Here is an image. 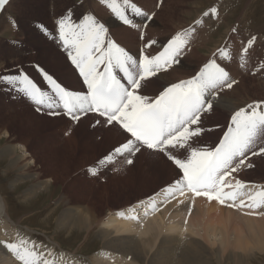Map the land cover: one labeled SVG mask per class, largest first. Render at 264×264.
<instances>
[{
    "label": "bare ground",
    "instance_id": "6f19581e",
    "mask_svg": "<svg viewBox=\"0 0 264 264\" xmlns=\"http://www.w3.org/2000/svg\"><path fill=\"white\" fill-rule=\"evenodd\" d=\"M136 1H138L140 5H143L142 7L147 10L146 12L147 16L144 15V18H142L140 15L135 14V19L134 20L131 19L132 20V24L130 25L131 29L127 28L126 26H125L126 28L122 27L121 25L118 24L119 22L117 23L111 18L107 19L108 14H106V12L104 11L103 9L104 6L101 5L103 6L101 7L99 5V2L96 4H92L93 1L89 0L87 4L88 5L92 4L90 7L91 8L90 11H95L97 15L100 16V18L101 17L103 19L105 18L107 23L109 24V27L111 28L110 30L113 32V35L109 31L110 34L107 36V40L111 39L115 43L121 45V47H123L125 51H127L129 55L133 57V59H137V57L141 58L142 55H150V56L158 55L157 54L159 48L158 44L160 43V41L166 40L165 44H168L173 39L174 36L173 34H175L174 32L180 28H182L180 32V37L184 41V43L182 44L181 55L184 54L183 58L184 57L189 58L188 59L189 63L178 64L179 58L181 57L180 56L177 62L175 63L173 62L170 65H164L161 69V72L158 73L157 76L151 78L155 84L153 82L151 84H148L145 81H141V88L137 90V94L143 96L148 95L147 97L155 98L160 91L164 90L167 86H170L172 83H178L180 81H184L188 77L198 75L200 70H202L204 66L203 64H207V62H209V64L214 63L213 66H211L213 75H216L214 78H217L221 74H223L225 72L224 70H226V73L228 74L227 78L224 79L222 84L221 82L217 83L216 87L213 90H211L210 93L206 94V96L211 100L212 106L214 105L213 107H216L215 109L213 108V111L210 114L211 118H214L213 116L219 115L220 114L219 111L225 113L227 112V114L233 115L235 111L239 110V108L241 107L240 103L244 102V98H246L244 97L245 95L249 96V94H251L254 97L251 100L264 99V83L261 84L259 82H255V83L254 81L252 82V80L255 78L250 77L244 68H240V66L237 67L239 61H241L242 59L240 58V54L238 52L239 50H236L235 48H225L219 54L216 53L210 57L203 56L202 50L203 49L205 50L206 46L210 44L209 43L210 38H212L210 35V31H211L210 28L212 27H210V25L207 23L208 29H206V31L203 33L204 27L200 26L201 23L199 25H195L196 22H194L193 29H190L193 24L189 26V28H186V25L189 24L178 20L179 19L178 17L174 18L173 17L174 12L178 11V9L173 8L174 3L176 4L182 3L184 5L185 3L184 0H167L169 4L172 3L171 7L168 8L169 10L167 11L165 10L163 11V5L165 7V3L158 10V0H136ZM168 3H166V6ZM16 4H17L16 1L11 0V7L13 10H15ZM213 6H217V4H213ZM172 8L173 10H171ZM95 12L93 14H96ZM17 13L20 14L21 12H17ZM152 13L154 14L153 17L154 21L152 19L151 24H148L147 26L146 24L148 23L147 22L148 17L150 16L149 14ZM220 17H221V12H219L218 14L209 13L208 15V19L210 20L211 19L217 20ZM157 19L160 21V23H154ZM143 21L147 22L144 27H143ZM140 23L142 24V26H140ZM166 25L168 26L169 29L164 28V26ZM2 28H3V24L0 23V31L2 30ZM142 30H144L143 33ZM165 35L167 37H165ZM247 35L249 36L247 32L243 31V33L239 35L238 39H242L243 41H246ZM30 37H33L32 33H30ZM168 37H170V39L167 40ZM233 37L235 39V35H233ZM238 39H236L235 42L238 43ZM154 40H157L158 42L152 44L151 42ZM29 41L30 44H28V47H30L32 44L38 48L37 55H39V57L43 60L46 66L48 63H51L52 64L50 66L51 68L54 69L57 68L56 72L58 76L56 77L61 81V83H64L67 87L73 90H79L81 86L80 83L78 82L74 69L71 66V64L67 62L63 53L62 52H61L62 54L60 53L59 48L48 43L43 37L41 38V41H37L35 43L34 40L31 38L29 39ZM258 42H259L258 46L256 45L255 46L261 48L260 46L262 45V41L258 40ZM146 45H150L148 51L147 52L141 51L142 54L137 55V53H139V51L142 50V48L144 49ZM153 45L154 47H152ZM237 49H239V47ZM152 50H155L154 53L152 52ZM130 51L132 52L130 53ZM150 52H152L153 54L151 55ZM214 55L216 58H214ZM35 57H36L35 55H30V57H28L26 62L28 63L31 62L32 60H34ZM235 61L237 62L235 63ZM133 71L134 74L139 72L136 66H133ZM223 85H228V87L230 86H234V87H232V91H229L230 92L229 94L224 93L222 95V93L217 90L219 89L220 86ZM11 95H9V97ZM11 98L13 99V97ZM3 101L1 102L4 103ZM17 105L20 107L18 109L21 110V112H23L21 119H24L23 117L25 116L29 120L30 119L32 120V118L34 117L35 120L34 119L33 120L36 121L38 118L41 119V117H45L42 116L41 113L37 114L36 112H34L33 109H31L32 107H30L26 103L18 101ZM9 106L6 105L4 107L6 108L5 110L7 111L13 110V109H9L8 108ZM15 107L17 109L16 104ZM15 107L13 106V108ZM3 109H0V114L2 116V119L0 120V133L1 132L4 133V137H6L7 143L5 142L3 149L0 152V156L6 155L7 157H9L10 159L9 161L11 162L12 165L11 167L16 168L18 172V178L16 182L20 180H24L26 178H33L34 175L36 174L35 176H37L36 177L37 179H35L34 184L32 186L33 190L31 191L33 192V195L38 190L40 191L46 189L47 192H50L52 190V186L55 185V183L59 182V180H62V177H60L59 175H55L53 177L50 176L48 177L47 180L43 181L42 180L43 178H38L40 175V171L37 170V168L33 170L34 172H32L29 169V166L33 167L34 165H36L35 163L37 162V159H34V156L30 157V155L27 154V150H25V148L23 149V152H25L27 155L26 156L21 155L18 152V149L15 147V145L12 144L13 136L11 133H8L10 132L9 131L10 128L8 130L4 129L9 126L8 123L9 120H8V113H6L7 111H2ZM8 112L10 114V111ZM17 115L20 116L19 113ZM18 118L17 121H19ZM203 120L204 118L202 119V121ZM225 120L226 117L223 119V122ZM54 121L58 122V124L64 128L65 126L80 122H84V123L89 122L92 126H95V132H94L95 135L89 136L93 140L91 142L94 143L91 145H87L89 140H87L88 142H85L83 140L88 148L81 150L79 157L80 168H78V170L79 169L82 170L83 167L86 168V166H88L86 170L87 174L92 172V170L94 169V168H90V166L96 163L97 155L101 151L108 152L106 147L107 145L113 148L114 145H116L118 142L124 139V134L119 130L118 126L114 125L111 127H107L103 123V118L97 115L95 116L88 114L85 117L81 118L80 121L78 122L71 121L69 119H66L65 117L63 118L62 116L60 118L56 117ZM97 121H99V123H97ZM26 122L29 121L27 120ZM98 136L100 138H98ZM25 142L27 143L28 141ZM25 142L24 144L17 142V145H22L23 147H25L26 145ZM81 145H83V142ZM93 148H95L94 151L90 153H86L87 151L93 150ZM155 153L157 152H153L145 148L140 153H134L132 156H128V154L115 156L113 158L114 161L112 160V162L109 163L99 164L96 170L93 172L98 175L92 173L89 174V176L87 175V177H84L83 179L85 181L84 182L85 185H87L84 186L83 184V186L86 187L82 197L83 208L79 207L81 204L77 205V203H73L74 204L73 206L71 205L66 206L64 213L61 216H59L58 222L61 227L70 224V226L72 227L66 228L69 229V231H72L73 229L83 233L85 231L86 233L89 234L91 233L97 234V237L101 239L102 254L100 255L99 253H95L97 254V257L96 255L91 257L89 259L91 263L110 264L108 263L110 261L104 259L108 257V255H113V256H117V260L116 262H114V264H251L250 258H252V256H255V254L258 252L264 253V185L259 184L258 186H253L252 184L246 183L245 180L243 181L242 177L247 178L246 176L247 171L244 172L243 170H239V167H236V165L234 164H233L234 170L232 171L231 175L226 179L224 184L220 187V189L222 187H225L226 190L220 195L216 194L217 198L215 197V199L211 201L205 198L193 197L188 192H186L185 191L186 188L184 187V184L183 187L181 185L182 182L180 180L179 172L177 174L174 173L171 174V172H168L166 174V177L162 180V182H158L153 186V187H157L156 188L157 190L155 192H158L159 190L162 189L163 186L168 184L166 187L167 189L157 194H154L155 192H153L154 195L148 197L147 200L141 203L142 205L141 207L132 206L129 209H127L126 207L131 205V203L133 202V200L131 201L132 196H125L120 200H118V198L120 196L119 194L121 193L126 194L127 192H130L131 188L122 187L120 184L118 185V183L115 182L118 177L117 175H115L116 173L112 176V178L115 177L116 179L115 178L113 180L112 179L109 180L110 178L107 179L109 180L108 184L106 182V184H102L100 186L99 184L100 181L97 182L96 176H100V178L102 177L105 178L106 176L109 177V175L106 174V172H109V170L107 169L108 166L117 168L119 170L117 174H120L122 171L128 174V172L131 169L133 170L135 169L134 173L135 174L137 173L136 174L137 176L134 177L131 174L129 176H126L127 183L129 181L131 183V180H134L135 178L134 182L136 184V188L140 189L141 191L146 190L145 191L146 193L149 190V189H144L147 185V181L146 182H141V181L143 180L144 177L147 179L148 177H150L149 166L146 165L148 163H151L152 161L149 162L146 161L149 160L150 157L152 156L154 157ZM161 156L159 155V157ZM131 158H133V164L132 163L128 164L127 161L128 159ZM24 159L26 160L23 162ZM256 159L258 160V158ZM250 160H251L250 158L247 159V161ZM154 161H158V160L156 159ZM262 161H264V159ZM253 163H255V161ZM56 165L59 164L57 163ZM140 166L141 167L146 166L145 168L147 170L142 169ZM260 166L264 169V165H260ZM58 168L59 167H56V170H58ZM249 174L250 173H248V175ZM141 175L143 176L140 181V179L138 178ZM182 178H184V176ZM50 179H52L53 183L50 184V186H48L47 182ZM177 179L179 180L177 181ZM240 179L242 180V182L240 181ZM248 179L250 180L251 178L248 177L247 180ZM114 182H115V187L113 186L114 189H110L109 187H111ZM237 183L238 185H236ZM109 184L111 186H108ZM96 185L98 192L96 193L95 197H93V199H90L89 195L90 193L93 194L94 192L93 189H95L90 187L92 186L94 187ZM121 187L123 190H120ZM69 195L70 194L66 192L62 197L63 201H66ZM233 197H235L236 200L233 201L232 199ZM163 198H164L163 202H166L167 205V209L164 211L172 209L169 210L170 214L168 213L167 221H165L164 224H163V220L161 219V215L155 216V214L153 215L155 216L153 217V219L150 218L147 221L144 220L143 218L140 219V221L137 218V220L135 221L133 217L132 218L135 222L132 221L131 216H140V215L143 216L149 213L148 217H151L152 213L155 212L158 213V211L162 208L161 207L162 204L161 203L158 204V201L160 199L162 200ZM74 199L77 200L78 198L75 197ZM111 199H113L114 202H112V205H109V201ZM230 199H232V202H230ZM99 202H102V204H99ZM233 202H238L236 207L232 206V204H235ZM243 202L245 203L243 204ZM151 203L153 206L156 205L155 208L156 211L151 210L153 209L152 205L150 207ZM227 204L231 206L225 208ZM101 205H105V206L101 208ZM136 209L138 210L137 214L134 213ZM0 210H1L0 229L3 226L5 227V225H3L4 222L8 226L9 224H11L12 227H16L17 236L14 239L18 241L16 243L7 244L4 242L5 239L3 240L5 236L1 238L2 236L0 235V251L16 257L18 259V261L16 262L17 264H74V263L79 264L80 263L79 261H76L73 257L69 256L68 254L70 253L68 254L62 253V245L56 241L55 243H57L59 248L55 249L57 248L55 246V248L52 250H48V247L47 248L45 247L44 250H41V248L40 250H34L32 249L31 243L28 245L26 243H25L26 245H21L22 241L19 242V237L20 235H22L21 223L20 221L19 222L13 221V219L11 218L10 209H8L7 201L5 200V198L3 197V193L1 192H0ZM187 211H190V213H192V215L188 218L189 219L188 221H191L193 226L195 225L201 226V229L203 230V234H209L211 236L213 234L217 236V234L220 233L219 236L216 237L217 241L220 242L218 245L212 243L211 245L206 243L209 239L207 241L204 240L206 238H209V236L207 237L203 235V238H205L203 240V238L202 239L199 238L201 236L200 234L199 237L197 236L195 237L194 235H192L193 233H191L193 230L191 231L185 228L186 226L182 223L184 222V219L187 216L186 215ZM160 213H162L161 210L159 214ZM171 216L174 221L169 220ZM4 217H6L8 221L5 220ZM2 220L3 222H1ZM137 221L139 222L137 223ZM110 227L113 228L111 229ZM198 232L201 233L200 230ZM24 234L26 235L27 233L24 232ZM50 244L54 245V241H51ZM60 253L63 255H61ZM64 255H68V256H64ZM84 260H83L84 261L83 264H90L86 262V259Z\"/></svg>",
    "mask_w": 264,
    "mask_h": 264
},
{
    "label": "rangeland",
    "instance_id": "374dc122",
    "mask_svg": "<svg viewBox=\"0 0 264 264\" xmlns=\"http://www.w3.org/2000/svg\"><path fill=\"white\" fill-rule=\"evenodd\" d=\"M14 1H16L17 3L15 10L12 9L11 0H10V3L5 7V9L0 11V14H1L0 23L3 24V28L0 31V75H6V74L18 75L19 73L17 72V68H19L20 71L27 73L30 76V78H32L35 82H37L38 85L41 83H46V86L40 85V88L42 91L44 90L48 92L49 85L47 84L46 81H44L41 78L40 72L34 66H39L40 68L44 69L46 72L49 71L48 73L53 75V77L57 79L58 82L61 83V81L56 77L58 76L56 72L57 68L55 69L51 68L50 67L52 65L51 63H48L46 66L43 60L39 57V55H37L38 48L32 44L30 46L31 48L28 47V44H30L29 39L30 38L33 39L35 43L37 41H41V38L43 37L48 43L59 48L60 53L61 52L63 53L68 63H70V61L68 60L66 53L62 51V47L59 44V42L55 39H50L48 36H45L44 33L41 32L40 29L38 28V25L43 24L46 27H48L50 30L52 29L54 31L55 29L54 25L58 22V20L62 17L69 15V13H71L73 19H77L81 17L83 18L84 15H92L94 17L97 16L96 19L98 20L100 19L102 23H105V26L108 30V35L110 33H112L113 35V32L110 30L111 28L109 27V24L107 23L106 19L105 18L103 19L102 17L100 18V16L97 15L95 11H90L91 5L99 2V5L100 6L103 5L104 11L106 12V14H108L107 19L111 18L117 23L119 22L118 24L121 25L122 27L124 28L127 27L131 29L130 25L123 24V22L120 21L118 17H115L114 13H112L110 7L108 6L111 0L110 2L109 0H106V1L92 0L94 3L92 2V4L90 5L87 4L89 0H14ZM184 1H185L184 5L182 3L181 4L174 3L173 8L178 9V11L174 12V16H173L174 18L178 17L179 18L178 20L189 24V25H186V28H189V26L193 24L190 29H193L194 22H196L195 25H199L201 23L200 26L204 27L203 33L206 31V29H208L207 23L210 25V27H212L210 28L211 30L210 35L212 38H210V41H209L210 44L206 46L205 50L204 49L202 50L203 56L210 57L213 54H216V53L219 54L225 48H235L236 50H239L238 52L240 54V58H242L241 61H239V64L237 67L240 66V68H244L250 77L255 78L252 80V82L254 81V83L259 82L263 84L264 83V44H263L264 42V15H263L264 14V1L263 0H228V1L227 0H184ZM117 2L122 4L123 0H117ZM131 3H135L137 7L140 9L141 13H145L144 15L147 16V13H146L147 10L142 7L143 5H140L139 2L136 0H131ZM164 3H165L166 8L163 5ZM166 3H168L167 0H158V10L160 9L162 5H163V11L169 10L168 8L171 7L172 3L170 4L168 3L167 6H166ZM213 4H217V6H213ZM173 8L171 10H173ZM17 12H21L22 15L21 13L19 14ZM94 12L96 14H93ZM219 12H221V17L219 19L217 20L208 19L209 13L218 14ZM126 14L129 16L130 20L135 19V13H133L130 9H126ZM144 15H140V16L144 18ZM149 15L150 16L148 17V21H147L148 23L146 21H143V27L145 26L146 23H147L146 24L147 26L148 24H151V20L153 19L154 14L152 13ZM199 19L201 22L199 21ZM154 23H160V21L157 19ZM22 26L24 27V29ZM140 26H142L141 23H140ZM164 28L169 29L167 25L164 26ZM181 29L182 28L177 29L178 32L177 31L174 32L175 34H173L174 35L173 39L177 35L180 36ZM143 31L144 30H142V33ZM243 31L247 32L250 36L249 37L247 35L246 41H243L242 39H238L239 35L243 33ZM30 33H32L33 37H30ZM233 35H235V39ZM165 37L167 36L165 35ZM168 39H170V37H168L167 40ZM236 39H238V43L235 42ZM217 40H220V41H217ZM258 40L262 41V45L260 46L261 48L256 47L258 46V43H259ZM111 41L114 42L113 40ZM154 41L158 42L157 40H154ZM165 43H166V40L160 41V43L158 44L159 48H158L157 54H159V50L164 45H166ZM119 46L121 47V45ZM262 46H263V49H262ZM152 47H154V45ZM238 47L239 49H237ZM142 50H140L139 53H141ZM154 51L155 50H152L153 53ZM131 52L132 51H130V53ZM152 52H150L151 55L153 54ZM30 55H35L36 57L34 58V60L28 63L26 61L28 57H30ZM183 56L184 54L181 55V57L179 58L178 64L189 63L188 61L189 58H185V57L183 58ZM137 58H140V57H137ZM214 58H216L215 55H214ZM236 62L237 61H235V63ZM207 63L209 64V62ZM213 64L214 63L210 64V66H212ZM46 67H48L49 69ZM76 76H77L78 82L80 83L81 87L79 88V90H73L68 87L70 91H75L78 93L87 92V86L83 83L82 79H80L79 75L76 74ZM227 76L228 74L224 72L222 76L220 77L227 78ZM192 77L194 76L188 77L185 80L190 79ZM224 79L221 81V84L223 83ZM232 87L234 86L228 87V85H223V86H220L217 91H220L222 95L224 93L229 94L230 93L229 91H232ZM8 94L9 95L12 94V95L9 97ZM11 97H13V99ZM244 97L246 98H244V102L240 103L241 107L239 109L246 108L248 105L254 104L258 101H264V99L251 100L252 98H254L251 94H249V96L245 95ZM53 98L55 99V96H53ZM0 100L1 101L4 100L3 101L4 103L0 101V109H3L6 105L7 106L10 105L8 108L16 111L15 112L13 110H8L10 111V114H9V112L5 110L6 108L2 110V111H7L6 113H8L9 126L4 129L8 130L10 128L9 129L10 132L8 133H11L13 136L12 144L15 145V147L18 149V152L21 155L26 156L28 154L30 155V157L34 156V159H37V162L36 163L34 162L37 166L34 165L33 167H31L28 165L29 169L32 172H34L33 170L37 168V170L40 171V175L38 178H43L42 179L43 181L47 180L48 177L50 176L53 177L55 175H59L60 177H62V180H59V182L55 183V185L52 186V190L50 192H47L46 189L40 190V191L38 190L33 195V192L31 191L33 190L32 186L34 184V181L35 179H37L36 178L37 176H35L36 174L34 175L33 178H26L24 180H20L16 182L18 178V172L16 168L11 167L12 165H11V162L9 161L10 160L9 157H7L6 155L0 156V192L3 193V197L7 201L8 209H10V214H11V218L13 219V221H16V222L20 221L21 223L22 235H20L19 237V242L22 241L21 245H26V244L28 245L31 243L32 249L34 250H40V248L41 250H44L45 247L46 248L48 247V250H52L55 248V246L57 247L55 249L59 248L57 243H55L56 241L62 245V253H67V254L70 253L68 255L73 257L76 261H79L80 262L79 264H83V262L85 261L84 259H86V262L90 264H95V263H91L89 259L95 255L97 257V254L95 253H99L100 255L102 254L101 253L102 241L101 239L97 237V234H93V233L89 234V233H86L85 231L83 233L75 229H73L72 231H69V229H66V228L72 227L70 226V224H67L64 227H61L58 222L59 216H61L64 213L66 206L68 205L73 206L74 205L73 203H77V205L81 204L79 207H82V197H83V194L86 188L84 186H87L85 185L84 183L85 181L83 179L84 177H87V175L89 176V174H92L93 170L89 174H87L86 172L88 166H86V168L83 167L82 170L80 169L78 170V168H80L79 157H80L81 150L88 148L87 145H91L94 143V142H91L93 140L89 136L95 135L94 134L95 126H92L89 122L87 123L80 122V123H74V124L65 126V128L61 127L58 124V122L54 121L56 117L60 118L61 116L59 117V116L48 115L47 112H50L51 111L50 109L43 108V106H36L34 102L31 101L30 98H28L23 93L16 91L10 85L6 84V82L3 81L2 79H0ZM18 101L28 104L30 107H32L31 109H33V111L36 112L37 114H40L41 112H37L36 108L37 107L42 108L43 113H41V115L45 117H41V119L38 118L36 121H34L35 120L34 117L32 118V120L31 119L29 120L25 116L23 117L24 119H21L23 112H21V110L18 109L20 108L17 105ZM14 103L16 104L17 109ZM13 106L15 108H13ZM213 106L211 109H206L204 112L201 113V117H200V121L198 125L196 126L193 125L191 127L192 129H194L195 127H200V128H197L193 132H188L186 134V136L192 137L196 133L201 131V134L198 137H194L191 139L189 147L186 152L179 150V149H177L173 153L169 151L167 154L164 152H161V153L157 152L155 153L154 157L153 156L150 157V159L152 160L149 159L146 161V162H149V161L153 162V163L152 162L148 163L146 165V166H149L150 177H148V179L144 177L142 181H141V178L143 175H141L139 178L137 177L138 179H140L141 182L147 181V185L144 189H149V190L146 193H145L146 190L141 191L140 189L136 188V184L134 182L135 178L134 180H131V183L130 181L127 183L126 176H129L130 174L133 175L134 177L137 176L136 175L137 173L136 174L134 173L135 169L134 170L131 169L128 172V174L125 173L124 171H122L120 174H117L119 172L117 168L108 166L107 169L109 170V172H106V174L109 175V177L106 176L105 178L103 177L100 178V176H96L97 182L100 181L99 183L100 186L102 184H106V182L108 184L109 180L111 179L113 180L115 178V177L112 178V176L116 173L115 175H117L118 177L115 182L118 183V185L120 184L122 187L131 188L130 192H127L126 194L124 193L119 194L120 196L118 200L124 198L125 196H132L131 201L133 200V202L131 203V205H129L126 208L129 209L132 206L141 207L142 206L141 203L147 200L148 197L153 196L154 194H157L167 189L166 187L168 184L163 186L162 189L159 190L158 192H155L157 190L156 189L157 187H153V186L158 182H162V180L166 177V174L168 172H171V174L172 173L177 174L179 172V176L180 178H182L181 172L180 170L177 169L175 164H179L180 167L181 165H185V164L179 160H177L174 164L172 160L169 159V157L173 156V154L174 155L179 154L180 158H186L188 155H190L192 147H196L198 149L207 148L211 150V149H214L215 146L221 141L224 132L227 130L229 126H231L230 117L232 114H227V112L225 113V112L219 111L220 112L219 115L213 116L214 118H211L210 114L212 113L213 108L214 109L216 108ZM53 111H57V110H53ZM17 112L19 113L20 116L17 115L18 114ZM57 112H60V111H57ZM62 117L64 118L65 116H62ZM225 117H226V120L223 122V119ZM17 118L19 121H17ZM203 118L204 120L202 121ZM1 119H2V116L0 114V120ZM26 119L29 122H26L27 121ZM98 138L100 137L98 136ZM6 140L7 139L6 137H4V133L1 132L0 133V152L3 149L5 142L7 143ZM83 140L85 142H88L87 140H89L87 145L84 143ZM25 141H28V142L26 143ZM17 142L22 143V144H24L25 142L26 145L25 147H23L22 145H17ZM82 142H83V145L85 144L84 146L81 145ZM261 142H264V140H262ZM106 147H107L108 152L101 151L97 155V160H96L97 164L95 163L94 165H91L90 168H94L96 170L99 164L105 163L103 162V158L106 155H108L110 153V150L112 149L111 146L107 145ZM24 148L25 150H27V154L23 152ZM94 149L95 148H93V150L87 151L86 153H90L94 151ZM254 151L257 152V155L254 156L251 153H248L247 158H245L246 160L242 159V161H237L236 165L239 166V170H243L244 172L247 171V175H246L247 178L249 177L252 179V180L251 179L247 180L246 177L245 178L242 177L243 181L245 180L246 183L252 184L253 186H258L259 184L264 185V176H263L264 169L260 166V165H264V161H262L264 159V154H259V147L254 149ZM159 155L160 156L162 155V156L159 157ZM198 155H200L201 158H203L202 154H198L195 151L192 152V158H196ZM155 158L158 161H154L156 160ZM248 158L251 159L250 160L251 162L247 161ZM252 158L255 160H253ZM256 158H258V160L260 161H258ZM131 159L133 160V158ZM25 160L26 159H24L23 162ZM254 161L255 163H253ZM57 163L59 165H56ZM146 166H142V167L140 166V167L142 169L147 170L145 168ZM56 167H59L60 169L58 168V170H56ZM132 171L134 174L132 173ZM231 173L232 171H230V175ZM248 173L250 174L248 175ZM95 175H98V174H95ZM108 178L110 179L107 180ZM242 180L240 179L241 182ZM115 182L113 183L112 186L110 184L108 185V186H111L109 187L110 189H114ZM47 183H48L47 185L50 186V184L53 183L52 179L48 180ZM181 185L183 187V184ZM236 185H238V183ZM122 187L120 188V190H123ZM90 188H95L93 189L94 190L93 194L90 193L89 195L90 199H93V197H95L96 193L98 192L97 185L94 187L92 186ZM66 192H68L70 195L67 197L66 201H63L62 197ZM153 192L155 193L153 194ZM75 197H77L78 199L75 200L74 199ZM232 199L233 201L236 200L235 197H233ZM232 199H230V202H232ZM160 200L158 201V204L160 203L162 204L161 206L162 208L160 209L162 213L159 214L160 212L159 210L158 213L157 212L152 213L151 214L152 216L150 215L151 217H148L149 213H147V215L131 216V218L133 217L135 221L137 220V218L139 221L142 218L147 221L150 218L153 219V217L157 215L158 216L161 215V219L163 220V224H164L165 221H167L168 213L170 212L169 210H172V209L164 211L167 209L166 202H163L164 198L161 201ZM112 202H114L113 199L109 201V205H112ZM233 203L236 204V205L232 204V206H235V207L238 204V202H233ZM244 203L245 202H243V204ZM99 204H102V202H99ZM151 205L152 203L150 204V207ZM104 206L105 205H101V208H103ZM228 206H231V205L227 204L225 208H227ZM152 207L153 209L151 208L150 209L153 211H156L155 210L156 205L154 206L152 205ZM137 212L138 210L136 209L134 213L137 214ZM0 213H1V210H0ZM154 214L155 216H153ZM186 215L187 216L184 219V222L182 224L186 226L185 228H187V230H191V231L193 230L191 232L193 233L192 235H194L195 237L196 236L199 237L201 235L199 237L200 239L203 238V235L207 237L209 236V238H206V239L203 238V240L205 239L204 241H207L209 239L208 240L209 242L208 241L206 242L208 244L212 243V244L218 245L220 243L219 241H217V238H216L217 236H219L220 233H218L217 236L213 234L212 236L209 234H203V230L201 229V226L195 225L196 226L195 227L192 225L191 221H188L189 220L188 218L192 215V213H190V211H187ZM133 218H132V221H134ZM4 219L7 220L6 217H4ZM169 220L174 221L172 216L171 218H169ZM139 221H137V223ZM1 222H3V220ZM3 225H5V227L4 226L1 227L0 235L2 236L1 238L5 236L3 238V240L5 239L4 242L7 244L18 242L17 240L14 239L17 236L16 227H12L11 224H9L8 226L7 224H5V222ZM110 228L112 229L113 227H110ZM197 230L198 231L200 230L201 233H199ZM23 231L27 233L28 235L27 234L25 235ZM51 241H54V245L50 244ZM68 255H64V256H68ZM250 259H251L250 260L251 264H264V253L258 252L255 254V256H252V258ZM104 260H108L110 261L108 263L114 264V262H116L117 260V256L108 255V257H106ZM17 261L18 259L16 257L0 251V264H12V263L15 264Z\"/></svg>",
    "mask_w": 264,
    "mask_h": 264
},
{
    "label": "snow or ice",
    "instance_id": "6c2138e0",
    "mask_svg": "<svg viewBox=\"0 0 264 264\" xmlns=\"http://www.w3.org/2000/svg\"><path fill=\"white\" fill-rule=\"evenodd\" d=\"M9 3L10 0H0V11ZM108 6L125 25L132 24L126 9L136 15H144L131 0H123L122 4L111 0ZM54 26V31L43 24L38 25V28L45 36L59 42L62 51L86 84L87 94L67 90L53 75L39 66L34 67L50 86L52 94L42 91L37 82L19 68L18 75H0V79L26 95L36 106L46 109L62 107L63 113L47 112L50 116L64 114L72 121L78 122L81 115L96 113L103 118L107 127L118 126L124 134V139L114 145L110 153L103 158L105 163L111 162L115 156H132L145 148L166 154L177 149L187 151L191 139L198 137L201 131L188 137L184 129L193 132L200 128L192 129L190 126L198 125L201 113L212 108V102L206 94L226 77L214 78L211 66L207 63L198 75L172 83L155 98L139 95L137 90L141 88V81L151 84V78L157 76L164 65L177 62L184 43L179 35L158 55H142L139 72L134 74L133 66L137 65V60L123 47L107 40L108 30L105 23L96 17L84 15L82 19H73L69 13L60 18ZM151 43L154 44L155 41ZM149 47L150 45H146L142 51L147 52ZM117 69L123 73L127 84L118 77ZM36 110L43 113L40 107ZM230 121L231 126L224 132L214 150L192 147L190 155L186 158L173 154L169 159L174 164L177 160L183 162L187 166L189 177L196 179L207 173L211 162L224 153L230 152L232 160L244 159L248 153L257 155L254 149L259 147V154H264V142H261L264 140V101L235 111ZM193 151L202 154L203 158L200 155L192 158ZM127 162L131 164L133 160L128 159ZM175 166L183 177L184 170L179 164Z\"/></svg>",
    "mask_w": 264,
    "mask_h": 264
},
{
    "label": "crops",
    "instance_id": "0c3cea01",
    "mask_svg": "<svg viewBox=\"0 0 264 264\" xmlns=\"http://www.w3.org/2000/svg\"><path fill=\"white\" fill-rule=\"evenodd\" d=\"M1 15V14H0Z\"/></svg>",
    "mask_w": 264,
    "mask_h": 264
}]
</instances>
